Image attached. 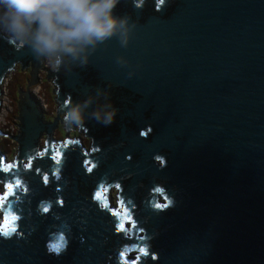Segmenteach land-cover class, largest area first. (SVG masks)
<instances>
[{"label":"water","instance_id":"95a60500","mask_svg":"<svg viewBox=\"0 0 264 264\" xmlns=\"http://www.w3.org/2000/svg\"><path fill=\"white\" fill-rule=\"evenodd\" d=\"M112 15L137 21L134 30L132 20L126 25L127 46L121 44L123 29L117 28L103 42L85 45L76 58L62 54L60 74L48 72L55 76L60 103L65 94L79 100L111 86V98L120 108L116 122L103 127L86 121L85 135L92 148L101 149L91 154L99 164L93 174L84 173L85 152L79 145L67 149L59 142L53 150L57 141L50 130L56 121L42 122L39 103L18 91L20 133L10 136L18 142L14 166L0 149V231L12 228L14 213L22 209L24 238L0 239V264H115L116 248L140 243L139 227L152 236V251L159 255L143 264H264V0H165L159 12L154 0L143 9L120 0ZM27 39L20 51L0 39V80L16 63L22 69L31 62L28 85L36 82L41 64L31 55V36ZM85 57L87 64L81 66ZM147 125L154 131L142 139L139 130ZM41 131L48 134L45 153L24 173L21 159L26 149L37 153ZM62 153L63 179L45 187L35 168L49 171L51 160ZM154 154L165 156L166 167L159 169ZM126 155L132 159L126 161ZM17 175L31 188L23 202L17 201ZM114 181L122 184L121 212L108 206L107 191ZM158 182L175 204L152 213L147 194ZM57 183L63 192H56ZM93 190L106 211L91 201ZM57 195L65 206L54 205L50 215L40 216L37 203L54 202ZM129 198L137 206L135 215ZM115 223L123 224L125 239L114 233ZM56 231L67 233L70 241L59 257L46 249L50 241L59 243ZM136 250L127 255L132 264H137Z\"/></svg>","mask_w":264,"mask_h":264},{"label":"clouds","instance_id":"9594fccd","mask_svg":"<svg viewBox=\"0 0 264 264\" xmlns=\"http://www.w3.org/2000/svg\"><path fill=\"white\" fill-rule=\"evenodd\" d=\"M148 2L149 0H132L133 6L137 9H143ZM118 3H120V0H0V5L4 6L3 16L0 19H3L6 25L5 36L0 37V39L5 40L15 51H20L29 43L27 37L31 36L30 47L34 60L38 64L47 65L52 72L60 74V67L63 62L62 54H71L73 58H76L79 52L84 51L85 45L93 44L96 41L103 42L112 37L117 28L123 29L121 44L127 46L129 29L126 25L132 18L130 16L115 17L112 15V11ZM164 5L165 0H154V11L159 12ZM34 24L36 26L33 29ZM136 26L137 21L132 20L131 28L134 30ZM120 63L121 60L118 58L117 64ZM86 64L87 57L81 61V66H86ZM131 77L132 75L129 74L128 78ZM0 83H2V80H0ZM110 87L108 85L103 92L97 90L95 96L89 94L79 100H73L71 94H65L67 99H63L58 106L65 130H83L87 132V120H92L103 127L112 126L116 122L120 108L111 98V93L108 90ZM101 99H103V103H100ZM94 101L96 102L95 107H93ZM89 108H92V110L87 111ZM153 131L151 125H147L139 130L138 135L142 139H148ZM79 144L78 139H69L65 143V148L69 149L68 145ZM100 151V147L96 146L92 148L91 153L85 152L82 154L84 156L82 167L86 175H91L98 169L99 164L91 158V154ZM24 159L28 163L23 172L32 171V161L37 159L35 149H26ZM53 159L54 162L51 160L52 164L49 171L35 168V173L40 176V180L45 187L53 181L60 182L63 179L64 153L61 154L60 158ZM131 159V155L125 156L126 161ZM152 160L159 166V169L166 167L167 161L164 155L154 154ZM16 171L20 173L22 170L17 168ZM130 175L121 177V179H128ZM101 181H104L103 178ZM68 183V181H65L64 187ZM112 183L117 188L122 185L119 181ZM14 187L20 193L17 196V201L23 202V198L31 193L29 183L23 175L14 177ZM63 190L64 188L57 183L56 192L61 193ZM94 190L91 194V201L97 205L99 210L106 211V206L96 200L93 194ZM153 196L157 199L153 200ZM127 203L130 206V212L135 215L136 204L131 198L127 200ZM174 204V197L168 195V191L162 183H155L148 190L147 208L150 212L160 213L173 207ZM54 205L59 208L65 206L62 195H57L54 202L51 199H41L36 205V210L40 216H48L51 214ZM21 213L22 209L14 213L17 223L8 231H0V239L24 238V233L20 231V221L23 219ZM56 219H59V215ZM136 221V219L133 221L134 228L136 227ZM121 225L115 223V234L121 235V232L125 231ZM138 232L143 233L142 236H139V244L129 246L125 243L115 249V264H132L128 261L127 255L130 250H136L137 248L139 249V255L136 257L137 264H143L149 258L153 262L159 259L158 253L152 251L150 243L152 236L148 235L143 227H139ZM54 235L58 238L59 243L54 245L50 241L46 244V249L48 254L59 257L66 253L70 241L64 231H56ZM122 237L124 238V236ZM80 242L83 243L82 237Z\"/></svg>","mask_w":264,"mask_h":264},{"label":"rangeland","instance_id":"374dc122","mask_svg":"<svg viewBox=\"0 0 264 264\" xmlns=\"http://www.w3.org/2000/svg\"><path fill=\"white\" fill-rule=\"evenodd\" d=\"M3 12L4 6L0 5V17L3 16ZM5 32V22L3 19H0V33L5 35ZM31 64L29 63L25 68L23 67L21 69L20 63H16L13 68L4 74L1 79L2 83H0V130L2 131V134H0V146L5 153L4 156L7 164L13 163L15 157L18 156L16 153L18 150V142L10 136L19 135L20 112L18 95L20 94L18 91L20 90L23 93L28 92L39 103L41 113L43 116L45 115L46 124L56 121L57 126L50 130V138L57 142H62L65 138L78 139L82 143L80 147H84L85 151L89 150L90 144L92 145V140L91 137L85 135V131H67L62 124V117L58 112L60 102L56 100L57 93L55 90H57V85L53 82L55 76L49 77L50 73L54 72H52L47 65L41 64V67L37 69L38 71L36 70V82L32 85H28L31 76L30 73L32 71ZM47 137L48 134L45 131H41L37 140V147L39 149L46 148L45 140ZM57 142H53L52 145L55 146ZM0 188H3V183H0ZM110 188L108 202L110 206H115L118 200L117 193L119 189L114 186ZM136 253L137 250H131L129 252V254L132 255Z\"/></svg>","mask_w":264,"mask_h":264},{"label":"bare ground","instance_id":"6f19581e","mask_svg":"<svg viewBox=\"0 0 264 264\" xmlns=\"http://www.w3.org/2000/svg\"><path fill=\"white\" fill-rule=\"evenodd\" d=\"M29 63L31 64V62H28L27 65H28ZM20 65H21V64H20ZM25 66H26V65H23L24 68H25ZM38 69H39V68H38ZM37 71H38V70H37ZM37 89H38V88H37ZM37 91H38V90H37ZM33 98H34V97H33ZM34 99H35V98H34ZM64 99L66 100L67 98L65 97ZM4 110H5V109H4ZM42 118H43V115H42ZM47 124H48V123H47ZM19 133H20V130H19ZM19 133H18V134H19ZM51 139H52V138H51ZM66 139L68 140L69 138H65L64 141L60 142L61 145L63 144V147H65V141H66ZM52 140H53V139H52ZM60 143L57 142L58 145L56 144V145H57V146L55 145L56 147H54V146L51 144V145H52V148H53L54 150H56V148L60 145ZM0 149H1V148H0ZM2 151H3V150H2ZM44 153H45V150H44V149H39V148H38V151H37V153H36L37 158H39V157H40L41 155H43ZM21 162H22V163H21L22 169H24L25 166L27 165L28 161H27V160H24V159H21ZM11 165L14 166V162L11 163ZM5 189H6V188L4 187V190H5ZM103 196H104V194L101 195V197H103ZM99 203L102 204L101 201H100ZM108 203H109V202H108ZM109 207H113V206H110V205H109ZM114 207H115V206H114ZM116 209H117V207H115V210H116ZM137 235H143V233H142V232H138Z\"/></svg>","mask_w":264,"mask_h":264},{"label":"flooded vegetation","instance_id":"af4514ba","mask_svg":"<svg viewBox=\"0 0 264 264\" xmlns=\"http://www.w3.org/2000/svg\"><path fill=\"white\" fill-rule=\"evenodd\" d=\"M0 35L1 36H5V35H3V34H1L0 33ZM81 142H80V144H79V147L81 146ZM58 145V144H57ZM56 145V146H57ZM56 146H54V147H56ZM62 146H63V144H62ZM81 148V147H80ZM91 148H92V145L90 144V147H89V150H87V151H85L84 150V147H82L81 148V150H84V152H87V153H89L90 151H91ZM104 186H105V184H103V187L102 188H104ZM111 186H114V187H116L115 185H111ZM111 186H109V188H108V191H107V201H108V199H109V189H111L110 187ZM103 194H105V193H103ZM118 194V193H117ZM109 206V205H108ZM123 205L120 203V206H118V200H117V203H116V205H115V207H117V211H119L120 210V212L122 211V209L121 208H124V207H122ZM126 225H127V227H128V229L130 228V221H126Z\"/></svg>","mask_w":264,"mask_h":264},{"label":"trees","instance_id":"16d2710c","mask_svg":"<svg viewBox=\"0 0 264 264\" xmlns=\"http://www.w3.org/2000/svg\"><path fill=\"white\" fill-rule=\"evenodd\" d=\"M44 117V119L43 118H41L42 119V122H44V123H46L45 121V115L43 116ZM0 148H1V150H2V147L0 146ZM16 153L18 154V150L16 151ZM22 163V162H21Z\"/></svg>","mask_w":264,"mask_h":264},{"label":"snow or ice","instance_id":"6c2138e0","mask_svg":"<svg viewBox=\"0 0 264 264\" xmlns=\"http://www.w3.org/2000/svg\"><path fill=\"white\" fill-rule=\"evenodd\" d=\"M97 197H99V193H97ZM104 206H106V204ZM121 226H123V224Z\"/></svg>","mask_w":264,"mask_h":264}]
</instances>
